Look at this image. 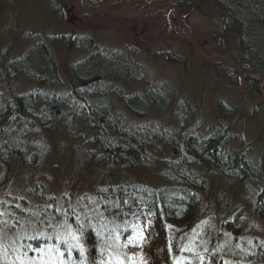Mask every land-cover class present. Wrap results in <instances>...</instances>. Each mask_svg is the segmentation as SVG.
<instances>
[{"label":"rangeland","instance_id":"obj_1","mask_svg":"<svg viewBox=\"0 0 264 264\" xmlns=\"http://www.w3.org/2000/svg\"><path fill=\"white\" fill-rule=\"evenodd\" d=\"M51 1L55 2L53 5L56 4L58 10H52L55 6L51 7ZM73 1L0 0V93H4L9 98L8 102L12 101L13 96L36 92L35 90L41 88L44 92L63 91L68 100L73 102L78 94L71 95L69 93L71 90L69 85L71 67L96 52L105 61L99 63L98 70L93 69L98 77H102L104 93L111 98L125 99L132 103L134 108H138L142 119L131 121V123L134 126L141 123V129L144 131L143 133H148L147 137L150 142H152L150 139L153 138V133L162 132L164 134L161 138L163 141L179 138L178 134L177 136L172 134L180 132L177 129H180L183 123H185L184 127L187 124L190 130L204 136L211 133L212 130L223 128L231 136L229 139L231 146L236 150L246 151L251 165H259L260 159L262 164L260 166L264 169V108L258 112L256 108L255 117L248 119L249 121L243 112L244 104L252 102L256 105L261 103L260 106H264V99L262 103V99L252 97L250 92L246 95L248 100L241 98L235 68L223 60L216 62L202 60L193 51L185 29L179 24L188 28L198 51L204 56L225 55L234 59L237 53L232 49L235 47L232 38L224 36V39L219 41L217 16L208 14V18L202 13L207 12L205 10H202V14L194 11L181 12L177 7L176 19L173 9L160 8L141 16L142 18H127L123 14L113 17L106 12H102L101 15H87L75 11L76 13L73 12V14L77 18L70 21L59 12L63 6ZM122 2L123 0H109V11L118 10ZM85 4L82 3V8L87 9ZM151 5L142 7L141 0L138 2L126 0L123 9L129 13H138ZM165 9L168 10L165 11ZM60 36L70 37L66 39V43L62 44ZM261 36L263 37L264 33ZM37 43L47 47L53 54L57 65V81H50L54 84L46 87L40 86L39 83L42 82H37L36 79L40 80L39 76L26 77L14 70L8 74L9 71L6 73L3 67V64L27 54ZM222 44L224 46L221 51ZM86 45H90L91 48L86 50L83 48ZM170 55L176 58L170 60ZM111 64V70L120 71L117 68L122 66L124 75L117 76L118 72L115 71H110L111 73L108 74L106 69ZM239 67L242 75L245 76L240 65ZM229 68H232L234 73ZM4 72L6 74H3ZM44 79L47 80V77ZM44 79L41 81H45ZM81 87L80 83L76 89H81ZM131 95H135V97L132 98ZM93 96L100 95L93 92ZM159 96L164 98L160 100ZM115 100L111 102L116 105L115 110L120 115L126 116L125 107ZM218 102L222 103L223 110L218 106ZM53 129L48 133L34 129L32 143L29 147V151L31 153L33 151L32 160L28 159L29 163L16 159L10 160L8 166L3 170L4 173L0 174V182L14 181L15 183L12 184L14 188L21 187L22 184L26 186L28 182L32 184L34 181L41 182L59 202L65 201L66 209L71 208L68 212L75 211L78 216L82 215L83 217L99 214L95 192L99 186L96 184L113 185L112 181L118 176V169L113 164L107 165L105 161L107 159L102 158L94 163L92 161L96 157H102L100 150H97L98 147L106 149L111 147L109 144L118 145L117 142L104 138L105 141L98 142L100 146L89 150L87 142L92 135L88 133L86 137L89 136V138L85 137V139L80 136L81 134H77L76 123L70 124L69 128L60 126V129ZM134 130L133 128L132 131L135 132ZM165 130L168 132H163ZM135 133H140V130ZM159 144L161 145V143ZM246 147H248L247 150H243ZM149 149L153 151V154ZM95 150H97L96 154L93 152ZM146 150L149 151L153 160H161V149L155 150V143L152 142V146L148 145ZM166 151L168 150L166 149ZM170 158L167 155L165 160ZM139 160L141 161L142 158ZM165 164L167 162L163 161L160 164L149 165V168L134 165L121 178L133 179L134 183L140 184L160 183L162 167ZM134 170V176L130 175ZM205 177L207 178L206 194H201L206 209L205 215H202L186 231L185 239L189 242V246L193 243L191 251L199 250L201 252L202 250L218 261L220 259L218 245L230 240L243 246L247 245L245 249L248 252L255 250L257 245L264 247V216H262L264 209H261L262 214L253 213L247 217L248 223L254 225L239 239V235H232L217 220L218 218H221L222 221L228 220L237 208L247 207V196L250 191H247L246 188H249L253 183L244 188L243 185L229 182L224 176H218L216 173L205 175ZM27 179L28 181H24ZM161 183L163 182L161 181ZM257 186L259 189H263L264 183H258ZM19 197L18 199L21 201L0 195L2 226L4 228H7L5 225H11L12 228L15 226L16 231L9 233L5 232L6 230H0V247L3 244L9 246L17 261H20L16 251L19 248L17 244L19 235L24 230H29L28 226L32 221H38L40 213L35 210L34 206L29 205V203H34L36 197L27 201L24 200L26 199L25 195H19ZM28 210L31 212L29 217ZM72 214H67L66 218H70ZM18 223L19 225H17ZM82 223L81 218L80 224ZM27 224L28 226H26ZM35 233L64 243L67 245L68 255L74 249L79 248L78 236L73 231L64 230L63 237H56L52 235L51 231L42 233L36 229ZM136 242L138 244V240ZM137 244L130 246L132 253L129 256L128 264L143 263L142 249ZM61 255V253L58 254V257ZM187 255H189L187 252L179 254L175 257V264H184L187 261L185 258ZM6 257L8 260H12L9 254H6ZM222 260V264H231V261L226 257H223ZM25 261L28 260L21 259L20 263ZM69 261L64 264H71L72 261ZM44 263L42 261L41 264ZM213 264H215L214 261Z\"/></svg>","mask_w":264,"mask_h":264},{"label":"trees","instance_id":"obj_2","mask_svg":"<svg viewBox=\"0 0 264 264\" xmlns=\"http://www.w3.org/2000/svg\"><path fill=\"white\" fill-rule=\"evenodd\" d=\"M104 1L89 0L85 6L91 9H100L103 7L101 5ZM136 1L138 2L139 0ZM158 2H173L181 12L194 11L198 14L203 13L205 16L208 14H211L210 16H217V34L219 41H222L224 36L232 38L235 45L232 49L237 53L235 60L243 69L245 76L257 75L259 78L264 76V36H261L264 33V0H142V7ZM54 3L51 1V7L55 6L52 10H58L56 4L53 5ZM202 10L207 12H202ZM60 37L62 44H64L70 36ZM223 46V44L220 46L221 51L223 50ZM175 58L172 55L169 57L170 60H174ZM86 62L88 63L84 67L88 74L87 79L91 80L97 76L94 70H98L99 63L105 61L101 56H91ZM49 63L50 60L48 57L42 56L35 46V48L30 49L27 54H23L17 60L15 59L3 64V67L6 73L9 71L8 74L14 70L26 77H36L38 76L37 70L39 68L47 70V74L52 73L53 67ZM80 66H83V64H80ZM80 66L73 65L69 73L71 77L69 79L71 89L69 93L71 95L76 94V88L80 84L78 82L80 81V77L77 76L76 72V69H79L78 67ZM229 69L234 73L232 68ZM72 70L75 71L73 77L71 76ZM5 72L3 74H6ZM110 73L108 72V74ZM44 77H47V80ZM39 79L36 80L37 82H42L39 83L40 86L46 87L54 84V82H50L53 80H49L51 77L48 75L39 77ZM43 79L45 81H41ZM35 91L24 95L13 96V101L11 102H8L9 98L4 93H0V122L4 120L9 122L7 127L0 130L1 160L8 159L9 161L16 154L18 147L14 149L12 146L17 137V135L13 134L14 131L17 133L23 132V134L21 133L22 137L16 144L23 145L24 140L25 145L26 140L32 138L34 129H40L48 133L50 130H54L53 128L60 129V126L69 128L70 124L73 125L76 123V120L80 117H83L88 122L93 121L92 119L103 122L106 118L102 115V109H106L112 115L110 106L89 109L87 106L80 107L78 100L72 102L76 106H69L66 109L65 106H61L63 104L61 101H55L56 98L68 100L63 91H60L63 94L48 96L50 101H44L38 94L49 95L59 92L51 90L44 92L43 88ZM131 97L133 98L135 95H131ZM74 99H78V96ZM108 105H111V103ZM218 106L221 107L222 103L218 102ZM181 107L183 106L181 105ZM221 110H223L222 107ZM184 124L180 129H177L180 132L172 134L173 136H177L178 134L179 138H171L163 141L167 147L169 158H171L166 160L167 164H165V167L161 171L162 176L160 179L163 185L159 190H147L142 187V190L130 188L128 191H125L116 185L115 189H117L118 193L109 196L106 193L111 191V186L113 185L108 186L105 183V186L103 183L105 190L96 192L99 214L96 213L94 216H88L82 224L69 220L66 225L67 228L72 229L78 236L79 248L74 249L70 253L71 256L66 252L67 245L64 243L57 242V239L51 237L46 238L35 233L28 236L29 240L27 242L20 237L17 241L19 248L16 251L19 254L20 261L21 259L28 260L21 263L41 264L44 261V264H64L71 260V264H128L129 256L132 253L130 246L137 244L136 240H138L137 246L142 249V264H175V257L178 256V248L174 250L169 259L166 257V253L175 246L178 240V233L182 232L186 238V231L206 211L203 199L201 198V194H206L207 186L206 183L203 184L202 180L206 174L202 173L200 175L198 169H204V162L209 161L213 163L215 170L218 169L219 173L230 180L229 182H235L232 180L231 175H246L249 173V165H251L249 159L247 160L243 155H239L243 158V161L240 162L239 160L237 161L236 156L229 152L226 153V142L229 136L226 129L212 130L211 133L204 136L190 130L187 124L184 127ZM125 132L139 139L145 134L142 129L138 134L128 131ZM90 135H92L90 139H88L89 136L88 138L86 137L88 139V147H90L89 150L100 146L98 142L105 141L106 138L117 142L116 144L118 145L113 146L109 144L111 147L106 149L101 146V148L98 147L97 150H100L103 159L129 160L127 165L130 167L138 165L140 162L139 159L141 158L142 165H146L149 162L151 155L146 150L149 145L147 143L142 145L140 152V150L131 147L130 140H125L124 137L119 136L118 130L102 134L90 132ZM130 139L132 141V138ZM143 140L146 139L143 137ZM97 150L93 152L96 154ZM219 153H226V157L222 158ZM258 164L262 166L260 159ZM230 169H235L234 174L230 173L229 175L228 170ZM261 174L264 175V171H261ZM262 183H264V180ZM140 185H144V183ZM257 185L256 183L249 187L250 189L248 191L250 192H248L247 201L250 209L262 214L261 209H264V191L259 189ZM166 194H171L173 199L167 200L165 198ZM130 200L131 203H129ZM135 202H141L142 205H134ZM44 203L46 205L48 202ZM151 203L152 205H150ZM255 208L258 210L256 211ZM240 213L239 210H235L230 219L222 221L221 218H218L217 220L232 235H239L241 233L245 235L248 229L251 228V225L248 223L247 217L240 216ZM28 214L29 217L31 215L30 210H28ZM44 214L45 212H40L38 221H33L37 230L42 231V233L51 231L52 235L56 237L61 235V232H52L58 229V218L55 215L46 216ZM43 222L47 224L44 226ZM90 222L95 224L90 227ZM2 224H0V229L6 230L9 233L16 232L15 226L12 228L11 225H5L7 228H4ZM171 228H177L178 230L172 231ZM227 243L231 244L233 240ZM218 247L220 253L228 246L219 244ZM244 247H247V245H244ZM60 253L62 255L58 257ZM250 253L251 255L248 256L256 259L258 263L264 264V247L257 245L256 249ZM6 254H9L12 260H8ZM192 254L199 260L194 264L213 263V261L215 264L223 263V257H220L216 261L214 257H210L211 255L206 252L201 253L199 250H195ZM198 254L201 255L199 256ZM163 258H167V260L164 261ZM37 259L38 262L36 263ZM20 261L15 260L9 246L3 244L0 247V264H21ZM230 261L232 264L233 261ZM252 263L257 264L256 262ZM184 264L191 263L185 261Z\"/></svg>","mask_w":264,"mask_h":264},{"label":"bare ground","instance_id":"obj_3","mask_svg":"<svg viewBox=\"0 0 264 264\" xmlns=\"http://www.w3.org/2000/svg\"><path fill=\"white\" fill-rule=\"evenodd\" d=\"M141 2H142V0H141ZM170 3H173V2H170ZM70 4L71 3H69L68 5H70ZM104 4H105V1L102 3L101 6H103ZM146 14L147 13H145L144 15H146ZM55 40H57V39L55 38ZM34 48H35V46H34ZM83 48H86V50H87V49H89L91 47H90V45H88V46L86 45V46H83ZM36 49L38 50V52H40V54L42 56L48 57V59L50 60V63L52 64V67H53V71L50 74H47V70H45L43 68H39V70H37L38 71L37 75L39 77H43L45 75H48L49 77H51L52 80H56L57 79L56 77H58L57 65H56V63L54 61L53 54L47 49V47L45 45H42L41 43H37L36 44ZM91 56H99V55L96 54V52H93L90 55H88L83 61H80V63L76 64L78 66H80V64H83V66L78 67L79 69H76L77 76L80 77V81H78V82L82 83V87H81L80 90L76 89L77 90L76 93L78 94V99H74V100H78V105L80 107H86L87 106L89 109L105 108L106 106H110V112L112 113V115L106 109H102L101 110L102 115L104 116V118H106L105 121H103V122H99L97 120L95 121V119H92L93 121L88 122L87 120L83 119V117H80L79 119L76 120V126H78V129L76 131L77 134H79V135L81 134L80 136L85 138L86 135L88 133H90V132H97V134H102V133H107L109 131L118 130V135L119 136L124 137L125 140H130V144H131V147L133 149H138L141 152V148H142L143 144L147 143V144L152 146V142L155 143V150L161 149V152H162L161 160H153V157L150 156L148 164H146V165L143 164L142 165V161H140L137 166L142 165V168H149V165L152 166L153 164H160L163 161L167 162L165 160L167 158V155H168V152L166 151L167 147L164 144L163 140L161 139L162 136H164V134H162V132L159 133V134L156 133V135H155V133H153V138L150 139L152 142H150L148 140L149 137H147L148 133H146L144 136H142V138L139 139V138H135L132 135H130L127 132H125V131H128V132H131V133H135L138 130H141V126H140L141 123L137 124L136 126H134L133 123H131V121H137L139 119H142V115H139L138 108H134L135 106L132 103H130L129 101H127V100H122L120 98H118V99L117 98H111L107 94H105L104 93L105 91L103 90L104 82L102 80V77L95 76L94 79H91V80L87 79L88 74L86 73V69H85L84 66L87 65L88 62H86V61ZM209 62H216V61H209ZM111 68H112V64L110 65V67H108L106 69L107 72H110V71L118 72L117 76H120V77H122L124 75V69H123L122 66H119L117 68L120 71L111 70ZM74 72L75 71L72 70V72H71V76L72 77H73ZM119 79H121V78H119ZM236 81L239 84V90L238 91H239V94H240L241 98L245 99L243 97V92H244L245 95H247V93L250 92L252 97H255L256 99H260V100L262 99V103H263V99H264V77H260L259 78V76H257V75L256 76H244V75H239L238 76V74H237ZM98 90H101V91H98ZM93 92L99 93L100 96H93ZM60 94H63V92L53 93V94H49V95L48 94L46 95V94H40L39 93L38 95L44 101H50L48 96H50V95H60ZM114 94L116 95V93H114ZM159 99L161 100V99H163V97L159 96ZM113 100H115V102L120 103L121 106L125 107L126 116L120 115L119 112H117L115 110L114 107L116 105H114L113 103L111 105H108ZM55 101H61L63 103V104H61V106H65L66 109L69 106H71V107L76 106L71 101L63 100L62 98H56ZM260 104L261 103H258L257 105L256 104L255 105L244 104L245 107H243V109H244L243 112L245 113V116H246L247 120L248 119H252V118L255 117L254 115H255V109L256 108H257V112L259 110H261L262 108H264V106H260ZM66 111H64V112H66ZM109 122L112 124L113 127L111 126V124ZM8 123L9 122L7 120H4L3 122H0V130H2V128L4 129L5 127H7ZM128 124H129V126H128ZM131 124L134 126L133 128L135 129L134 130L135 132L132 131L133 128H132ZM163 132H168V130H165ZM8 133H11V132H8ZM21 133L23 134L22 131L19 132V133L14 131V133H13V134L17 135V137H16V141L13 139L15 141V143H13L12 146H13L14 149H16L17 147L18 148L16 150L15 156H12L10 158V160L16 159L18 161H22V162L26 163V162H28L27 161L28 159L32 160L33 151H32V153H31V151H29V147L31 146L32 139L28 138L26 140V142H25V145H24V140H23V145L16 144V142H18L20 140V138L22 137ZM20 134H21V136H20ZM143 137L146 140H143ZM130 138H132V141H131ZM230 138H231V136L229 135L228 136V140L226 142L227 143L226 144L227 148L225 149L226 153L229 152L232 155L236 156L237 157V161L239 160L240 162L243 161V158L241 156H239V155H243L248 160V154L246 153V151L244 152V151L236 150L235 148H233L231 146V143L229 142ZM173 139H175V138H173ZM159 143H161V145ZM156 147H157V149H156ZM247 148L248 147H246L243 150H247ZM149 151L152 152L151 154H153V151H151L150 149H149ZM226 153L225 154L219 153V155L223 158V157H226ZM88 157L91 158V156H88ZM102 158L103 157H97L96 159H94L92 161V163H94L96 161H99ZM10 160L8 161V159L7 160H1L0 159V174L4 173L3 170L5 169V167L8 166V164L10 163ZM105 161L107 162V165H109V163L113 164L118 169V172H117L118 176L115 177V179L112 181V182H114L113 183L114 186H111V191H108L106 193L109 196H113L114 194L118 193L117 189H115L116 185L118 187H121L125 191H128L130 188H136V189H141L142 190V187L147 189V190L148 189L159 190V188H161L162 185H163V183H161V181H160V183H156V184L155 183H152V184L150 183V185H149V184L144 183V185H140L139 183H134V181L132 179H129V180L122 179L121 177H123V174H127L128 173V169L130 168V166L127 165L129 163V160L124 161V160L107 159ZM204 164H205L204 165V169H198V172L200 173V175L202 173H204L206 175L215 174L216 173L218 176H223L221 173L218 172V169L217 170L214 169L215 166L213 165V163L207 161V162H204ZM249 166H250V170H249V173L246 174L247 176L245 174L244 175H239V176L231 175L232 180L237 182V183H239V184H241V185H243L244 188H245V186L247 187V186L251 185L252 183L253 184L251 186L255 185L256 183L258 184V183H260V182H262L264 180V175L261 174V171H264V169H262V167L260 165L256 164V165H249ZM164 167H165V165L162 167V170H163ZM137 168H141V167H137ZM133 172H135V170L132 171L131 174L130 173L129 174L130 175L135 174ZM234 172H235V169L228 170L229 175H230V173L234 174ZM156 179H157V177H156ZM225 179L228 180L226 177H225ZM202 180H203V184L207 183V178L206 177L203 176ZM24 181H28V179L24 180ZM228 181H230V180H228ZM4 182L3 183L0 182V195H2V197H9V198H12V200H15V201H21V200L18 199V198H20L19 195H25V197H26V199H24L25 201H27L28 199L31 200L34 197H36V200L34 201V203H29V205L34 206L35 210H37V211H40L42 213L45 212L44 215H46V216L55 215L58 218L57 219V220H59V222L57 223L58 229L57 230H53L52 232H54V233L63 230L66 227V225L68 224L69 220L73 221L74 223H80V219L81 218H82V221H86V219H87L86 216H84V217L82 215L78 216L77 212H75V211L68 212L71 208H68V210L66 209L65 203H64L65 201L63 200L64 202H59L54 195H51L47 191V189H46L47 187L41 182L34 181L33 184L28 182L26 184V186L22 184L23 187L21 186V187H18V188H14L13 187L12 184L15 183L14 181L8 180L10 185H9L8 182L7 183H4ZM96 185H98L99 187H97L95 189V192H100V191L105 190V188L103 187V184L102 185L96 184ZM246 189L248 191L250 188L247 187ZM261 190L264 191V189H261ZM175 197H176V195H175ZM165 198L167 200H172L173 196L171 194H166ZM247 200H248V196H247ZM44 202H49L50 205L49 204L45 205ZM129 203H131V200L129 201ZM134 205H142V203L141 202H135ZM150 205H152V203ZM204 208H205V205H204ZM236 210H239L241 212L240 216H243V217H249L253 213H256L253 209H250V206H249L248 203H247V207L240 206ZM257 210L258 209H256V211ZM69 213H73V214L70 216V218H66V217H68L67 214H69ZM257 214H259V213H257ZM203 215H205L204 212H203ZM1 223L2 222L0 220V224ZM33 223L34 222L32 221L29 226L27 224L26 226H28L29 230L28 231L24 230L20 234V238L22 240H24L25 242H27L29 240L28 235L35 234V230L37 228L35 226V223L34 224ZM46 224L47 223L43 222L44 226ZM17 225H19V223ZM93 225H94V223H90V227H92ZM250 225L252 226L254 224H250ZM46 227H48V226H46ZM0 230H2V229H0ZM171 230L172 231H177L178 229L177 228L176 229L175 228H171ZM5 232H7V231H5ZM239 235H242V233L239 234ZM177 239L178 240L176 241L175 246L173 248L169 249L168 252L166 253V257L169 259L171 257V255L173 254L174 250L176 248H178L177 249V251H178L177 255L187 252L189 254V255L185 256L187 261H189L191 264H194V263L198 262L199 260L197 259V257L195 255L192 254L193 251H191L192 247H193V243H191L190 246H189V242L185 239V234L183 235L182 232H179ZM223 245H227L229 247H227V248L225 247L224 250H222L219 253V255H220V257H226V258L232 260L233 261L232 264H253L252 262H256L257 264H260V263L257 262L256 259L248 256V255H251V253L246 251L245 247L242 244L233 242L231 244L224 243ZM47 247H50V246H47ZM201 252L203 253L204 251L201 250ZM159 255H161V253H159ZM198 255L200 256L201 254H198ZM167 258H163L164 261L167 260ZM206 264H213V263L212 262H208Z\"/></svg>","mask_w":264,"mask_h":264},{"label":"water","instance_id":"obj_4","mask_svg":"<svg viewBox=\"0 0 264 264\" xmlns=\"http://www.w3.org/2000/svg\"><path fill=\"white\" fill-rule=\"evenodd\" d=\"M156 5V4H154ZM154 5H151L149 7H147L146 9L138 12V13H129L127 12L126 10L123 9L124 7V4L122 5V7L118 10V11H115V12H111L108 10V1L106 0V5L101 9V10H90V9H85V8H82V5H81V0H74V6H76L77 10L82 12V13H87V14H100L102 12H108L109 14L113 15V16H118L120 14H123L125 17L127 18H138V17H141V16H144L145 13H148V12H151V11H155V10H158L160 8H171L174 10V13H175V19L177 17V6L176 4H173V3H158L153 9L151 8L152 6ZM61 12H62V15L65 19L67 20H75L76 17L72 14V6L70 5H65L61 8ZM181 27H183V29H185L187 35H188V38H189V42L192 46V49L193 51L195 52L196 55H198L201 59H203L204 61H225V62H228L230 63L236 70L238 76L239 75H242V71L239 67V65L236 63V61H234L232 58L228 57V56H213V57H206L204 56L203 54H201L197 47H196V44L190 34V31L188 30V28H186L184 25H182L181 23H179ZM243 92V91H242ZM243 97L245 99L248 100V98L246 97V95L244 94L243 92ZM250 102V101H249ZM250 104L252 105H255V103H252L250 102Z\"/></svg>","mask_w":264,"mask_h":264},{"label":"flooded vegetation","instance_id":"obj_5","mask_svg":"<svg viewBox=\"0 0 264 264\" xmlns=\"http://www.w3.org/2000/svg\"><path fill=\"white\" fill-rule=\"evenodd\" d=\"M86 1H89V0H82L83 3H86ZM109 1V0H108ZM73 12L77 11L76 7H73ZM76 13V12H75ZM76 16V15H75Z\"/></svg>","mask_w":264,"mask_h":264}]
</instances>
